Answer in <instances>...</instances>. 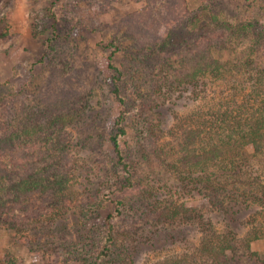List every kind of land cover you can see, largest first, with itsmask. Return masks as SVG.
<instances>
[{
    "label": "rangeland",
    "instance_id": "374dc122",
    "mask_svg": "<svg viewBox=\"0 0 264 264\" xmlns=\"http://www.w3.org/2000/svg\"><path fill=\"white\" fill-rule=\"evenodd\" d=\"M224 17L263 22L264 0H0V135L30 116L43 129L30 126L17 152L3 155L0 146L2 174L21 178L43 168L62 180L59 189L4 196L0 264H157L201 252L200 213L227 230L205 193L184 188L166 163L180 167L186 150L200 151L191 136L199 122L217 104L241 101L243 90L234 96L214 76L195 88L163 82L164 68L178 69L189 43L206 46ZM110 62L122 72L125 108L112 93ZM124 109L119 142L129 170L117 163L111 139ZM248 226L235 227L233 244H244ZM250 249L264 259V237Z\"/></svg>",
    "mask_w": 264,
    "mask_h": 264
},
{
    "label": "trees",
    "instance_id": "16d2710c",
    "mask_svg": "<svg viewBox=\"0 0 264 264\" xmlns=\"http://www.w3.org/2000/svg\"><path fill=\"white\" fill-rule=\"evenodd\" d=\"M218 13L212 12L215 18L219 16ZM221 26L220 32L209 35L206 46L197 42L189 43L182 52L179 68L170 69L171 65L164 68L166 73L163 82L167 88L177 81L186 84V87L195 88L208 77L214 76L222 77L232 87L234 96L243 90L241 101L233 99L217 104L209 116L199 122V128L191 136L201 141L200 151L195 152L196 147L186 150L181 156L180 167L166 163L167 168L173 167L172 170L176 171L184 188L205 193L204 196L213 211L222 217L227 230L218 231L212 225L211 218L200 213L199 223L203 232L201 252L196 256L161 260L157 264H205L203 261L206 256L219 264H242L244 257L250 264H264V259L250 249L253 240L264 237V21L249 18L233 24L224 17ZM243 38H249V45L246 49H239V40ZM109 67L114 71L112 93L125 108L127 99L120 84L122 72L112 62ZM125 111L116 119L117 129L111 139L117 163L129 170V163L119 142L126 133L122 124L126 118ZM39 120V116H30L26 121L22 119L19 121L23 122L21 127L20 124L14 127L12 123L9 132L0 135V146L6 151L3 155L17 152L26 145L32 134L30 126L42 129ZM23 127L26 129L23 130ZM22 134H26L23 140ZM35 135H39L37 130ZM39 137L36 136L37 139ZM51 137L46 135V140L52 141ZM189 138L185 139V143L188 144L186 141ZM153 150L156 156L161 157L157 145L153 146ZM44 170L42 168L43 172L40 170L26 177L12 178L7 172L2 174L0 168V217L7 208L8 200L4 199L7 193L18 197L24 190L59 189L62 186L60 176L44 174ZM13 190L16 193H12ZM116 203V211L120 212L123 201L119 199ZM249 224L243 236H240L244 244H233L239 240V230L235 227ZM109 227L107 238L114 245L116 239L112 222H109ZM108 247L106 249L111 251Z\"/></svg>",
    "mask_w": 264,
    "mask_h": 264
}]
</instances>
